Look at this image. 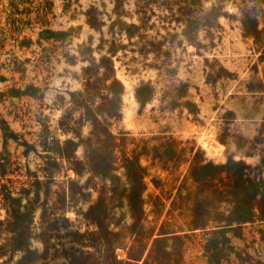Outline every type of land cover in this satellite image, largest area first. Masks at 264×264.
<instances>
[{"label": "rangeland", "instance_id": "1", "mask_svg": "<svg viewBox=\"0 0 264 264\" xmlns=\"http://www.w3.org/2000/svg\"><path fill=\"white\" fill-rule=\"evenodd\" d=\"M0 264H264V0H0Z\"/></svg>", "mask_w": 264, "mask_h": 264}]
</instances>
